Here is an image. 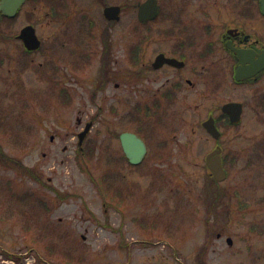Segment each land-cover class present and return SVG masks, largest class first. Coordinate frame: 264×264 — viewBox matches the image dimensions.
Returning a JSON list of instances; mask_svg holds the SVG:
<instances>
[{
  "label": "flooded vegetation",
  "instance_id": "1",
  "mask_svg": "<svg viewBox=\"0 0 264 264\" xmlns=\"http://www.w3.org/2000/svg\"><path fill=\"white\" fill-rule=\"evenodd\" d=\"M124 22L123 37L131 36L118 58L117 29ZM153 45L158 50L152 53ZM7 68L15 75L31 71L36 78L33 90L59 98L63 108L81 94L75 84L90 86L92 96L112 88L113 94L106 96L108 111L100 107L98 112L109 113L115 128L109 207L121 216L123 225L140 223L141 216L149 213L153 220L152 214L159 209L145 207L140 214L133 213L129 205L135 192L131 183L124 187L121 179L147 186L161 183L158 194L164 199L159 204L166 207L176 199L165 196L169 190L179 191L192 203L189 196L197 192L186 186V175L182 179L180 172L168 170L166 164L174 167L170 163L176 157L201 151L207 169L201 191L205 198L202 207L194 206V213L201 215L204 210L203 223L221 225L217 238H223L235 205L231 208L227 185L230 166L237 160L227 149L229 132L245 127L247 116L260 119L264 113V0H0L1 81ZM194 97L209 104L204 117L206 104L193 107L181 100ZM77 122L84 124L80 117ZM89 122L93 127L100 123L91 118L84 128ZM125 134L135 135L144 144L138 163L126 154ZM216 150L226 173L218 181L207 162ZM120 160L130 168L129 175L123 173ZM246 202L234 214L248 216L253 207ZM253 228L263 233L257 225ZM126 241L122 245L127 249L119 252L130 262L136 252L141 256L149 252L131 249L134 238ZM232 241L228 236L229 246ZM147 258L146 264H170Z\"/></svg>",
  "mask_w": 264,
  "mask_h": 264
},
{
  "label": "rangeland",
  "instance_id": "2",
  "mask_svg": "<svg viewBox=\"0 0 264 264\" xmlns=\"http://www.w3.org/2000/svg\"><path fill=\"white\" fill-rule=\"evenodd\" d=\"M126 25L124 22L117 29L118 58H122V45L131 36L126 33L123 37ZM150 49L152 53L158 50L155 45ZM8 69L5 81L0 80V264H146L147 257L170 264H264V146H259L264 141V113L260 119L247 116L245 127L229 132L227 149L237 160L230 166L227 185L231 208L235 205L221 240L217 233L223 231L222 226L205 225L204 210L201 215L194 213V206L202 207L205 198L201 191L207 169L201 151L186 158L176 157L170 163L174 167L166 164L168 170L180 172L182 179L186 175V186L197 192L189 196L192 203L179 191L169 190L165 196L176 199L166 207L159 204L164 199L158 194L161 183L147 186L121 179L124 187L131 183L135 192L129 205L133 213L138 215L145 207L159 209L152 214L153 220L150 213L141 216L140 223L145 227L129 221L126 226L121 224L120 215L104 206L105 201L110 205L111 196L98 189L99 185L102 189L112 186L116 164L111 160L115 143L111 115L98 112L100 107L108 111L112 88L92 96L90 86L75 84L81 94L74 97L69 108H63L59 98L33 90L36 78L31 71L15 75ZM181 100L193 107L206 104L198 97ZM207 108L208 103L201 117L207 114ZM79 117L84 124L91 118L100 122L82 145L95 147L92 159L85 162L77 137L85 125H78ZM8 159L29 167L37 179ZM117 163L123 173L130 174L123 160ZM245 201L253 207L248 209V216L234 214ZM254 225L263 230L261 235L254 231ZM142 234L148 237L140 238ZM228 236L232 246L226 242ZM127 237L136 241L131 249L149 252L142 256L136 252L130 262L119 252L127 249L122 245L128 243Z\"/></svg>",
  "mask_w": 264,
  "mask_h": 264
},
{
  "label": "water",
  "instance_id": "3",
  "mask_svg": "<svg viewBox=\"0 0 264 264\" xmlns=\"http://www.w3.org/2000/svg\"><path fill=\"white\" fill-rule=\"evenodd\" d=\"M91 124L89 123L86 129L78 135L79 136V146L83 144L85 137L90 132V129L92 127ZM209 130L212 131L213 129L209 127ZM51 139H53V137H51ZM122 141H123L126 154H128V156L131 158V161L133 163H138L139 158L144 153L143 142L139 138H137L135 135H132V134L122 135ZM137 154H139V156ZM207 162H208L209 168L211 169L210 171H212L214 175V178L217 179V181L223 180L226 176V173L222 165L220 151L216 150V152L210 155L208 157Z\"/></svg>",
  "mask_w": 264,
  "mask_h": 264
},
{
  "label": "trees",
  "instance_id": "4",
  "mask_svg": "<svg viewBox=\"0 0 264 264\" xmlns=\"http://www.w3.org/2000/svg\"><path fill=\"white\" fill-rule=\"evenodd\" d=\"M79 153L81 155V157L84 159L83 162H85L86 160H91L92 159V155L95 154V147L93 146H89V145H84L83 148H80L79 150ZM2 154H1V160H2ZM9 162H12L14 164H16L17 166H19L22 170H24L26 173H28L29 175H32L35 179L36 178V175L34 174L33 170H31L29 167H25L22 163H20L19 161H15V160H10L8 159ZM104 181V179L102 180ZM99 185V184H98ZM101 185H99L100 187ZM46 205V204H45ZM7 252H5V255L7 257H11V258H14L16 260H20L21 257L18 256V258H15L13 255H11L10 253L9 254H6Z\"/></svg>",
  "mask_w": 264,
  "mask_h": 264
}]
</instances>
